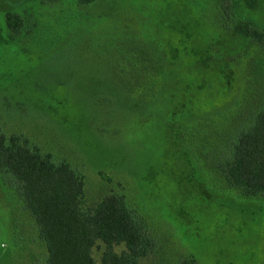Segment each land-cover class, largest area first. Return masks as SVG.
<instances>
[{"label":"rangeland","instance_id":"374dc122","mask_svg":"<svg viewBox=\"0 0 264 264\" xmlns=\"http://www.w3.org/2000/svg\"><path fill=\"white\" fill-rule=\"evenodd\" d=\"M251 1L227 0L225 16L221 0H0V131L66 161L89 201L123 194L164 241L139 264H264V198L211 168L264 98V42L238 30H264V0ZM7 13L21 17L16 36ZM5 180L0 264H44Z\"/></svg>","mask_w":264,"mask_h":264},{"label":"trees","instance_id":"16d2710c","mask_svg":"<svg viewBox=\"0 0 264 264\" xmlns=\"http://www.w3.org/2000/svg\"><path fill=\"white\" fill-rule=\"evenodd\" d=\"M226 1L221 0L220 7L228 16ZM243 2L246 9H253L251 0ZM20 18L5 14V25L15 36L24 27ZM238 30L263 44L264 30L248 22ZM28 142L20 135L0 131V175L15 187L35 225L44 247V264H98L92 254L97 242L103 246L101 264H139L164 247V241L126 203L123 194L109 193L89 201L81 173ZM221 143L212 170L241 197L264 198V98L239 119ZM116 247L123 250L116 252ZM174 264L196 263L188 256Z\"/></svg>","mask_w":264,"mask_h":264}]
</instances>
